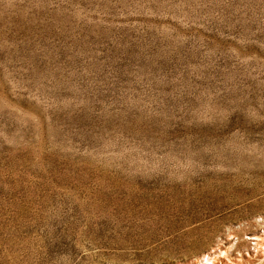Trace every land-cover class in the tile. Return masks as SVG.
I'll return each mask as SVG.
<instances>
[{
  "label": "rangeland",
  "instance_id": "obj_1",
  "mask_svg": "<svg viewBox=\"0 0 264 264\" xmlns=\"http://www.w3.org/2000/svg\"><path fill=\"white\" fill-rule=\"evenodd\" d=\"M0 264H264V0H0Z\"/></svg>",
  "mask_w": 264,
  "mask_h": 264
},
{
  "label": "bare ground",
  "instance_id": "obj_2",
  "mask_svg": "<svg viewBox=\"0 0 264 264\" xmlns=\"http://www.w3.org/2000/svg\"><path fill=\"white\" fill-rule=\"evenodd\" d=\"M253 237H254L255 239H257V241L255 242V243H256V245H257V246H261V242H260V236H257V235H256V236H253ZM257 246H256V247H257ZM205 258H206V260H207V261H208V260H210V258H209V256H208V255H206V257H205ZM211 261H212V260H211Z\"/></svg>",
  "mask_w": 264,
  "mask_h": 264
}]
</instances>
